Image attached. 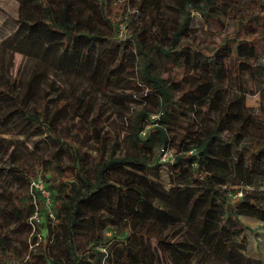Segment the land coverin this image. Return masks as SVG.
I'll return each mask as SVG.
<instances>
[{
  "label": "trees",
  "instance_id": "obj_1",
  "mask_svg": "<svg viewBox=\"0 0 264 264\" xmlns=\"http://www.w3.org/2000/svg\"><path fill=\"white\" fill-rule=\"evenodd\" d=\"M233 2L182 0L179 25L168 36L171 47L153 44L145 48L139 43L144 79L160 99L161 117L151 120L155 125L145 131L149 109L144 107L134 115V129L129 135L132 152L106 157L110 134L103 132L105 125L100 122L104 110L91 106L87 86L75 95L74 108L90 129L79 122L73 133L71 127L59 132L64 141L78 140L72 145L71 163L56 154L22 159L14 145L19 140L0 136V177L7 182L0 190V218L16 219L27 227L26 232L15 228L12 233H4L0 224V264H24L27 253L30 258L26 263L33 264H264L263 259L250 255L249 232L254 231L241 218L249 216L264 223V84L259 88L263 100L257 110L245 104V91L236 96L226 91L229 83H237L247 72L257 76L264 69L260 61L264 44L256 43L258 31L264 27V0H252L254 5L244 17L237 12L233 15L235 28L221 45L210 50L196 49L187 40L191 9L209 16L214 7L228 12ZM129 3L130 0H21L22 7L36 8L41 15H20L14 32L0 40V48L14 39L17 48L22 43L19 35L23 24L32 23L42 33L35 44L43 46L46 35L51 44L54 38L61 40L63 53H68L70 40L84 35L78 28L82 24L93 28L92 23L79 19L88 8L101 25L89 39L123 41L120 27L125 25L127 35L133 37L137 22V11L128 12ZM177 45L179 49L175 50ZM187 49L193 50L192 54ZM3 52L0 125L14 124L20 128L16 132L26 135H56L53 128L59 126L60 116L69 114V103L51 94L55 90L53 83L41 90L39 73L24 82L6 72ZM158 52H177L184 63L166 77L153 75L150 65ZM198 52L206 56L210 79L186 69L185 62L196 61ZM69 55L77 59L79 52L72 50ZM186 73L201 82L185 87L180 99L188 95L194 105L197 101L208 104L213 115L211 121L194 115L197 130L179 131L182 136L177 152L167 161L170 186H166L153 176H160L164 153L177 135H171L175 127L162 123V118L172 114L176 102L172 82L184 85ZM238 84L242 86L240 81ZM88 139L97 154L81 149L80 143ZM38 174L50 191L57 215L52 218L45 213L47 225L55 224L56 230L48 228V236L39 242L41 250L36 253L29 249L38 237L31 231L32 226L39 225L33 215L46 210L45 198L34 187L17 191L13 186L18 180L30 182ZM23 234L27 235L25 239Z\"/></svg>",
  "mask_w": 264,
  "mask_h": 264
},
{
  "label": "rangeland",
  "instance_id": "obj_2",
  "mask_svg": "<svg viewBox=\"0 0 264 264\" xmlns=\"http://www.w3.org/2000/svg\"><path fill=\"white\" fill-rule=\"evenodd\" d=\"M182 0H130L128 12L132 13L137 11V22L133 26L134 36L127 35V27L122 25L120 27L119 36L123 37V41H110L106 39L91 38V33L100 29V22L96 20V14L91 13V9H84L79 17L84 21L92 23L93 28L89 25L82 24L78 28L79 33L84 34L77 40H70L69 51L75 50L79 52L77 59L69 55L70 52L63 53V42L59 39H53L51 44L48 36L43 35V46L35 44L37 38L42 35L37 27H32V23L23 24V29L19 37H22V43L17 44L15 47L16 39L11 40L10 44L0 48L6 58V65L11 75H17L22 81H26L33 73L40 74V89H44L47 83H53L55 90L52 95H59L62 99L69 103V114L60 116L61 121L57 128H53L57 133L41 135H26L24 133L16 132L20 128L14 124L9 127L0 125L1 128H12L11 132L1 131L0 136L8 137L19 142L15 143L22 159L25 157L33 158L46 157L47 155L56 154L57 157L65 160L68 163L72 161V145L78 144V140L62 139L59 134L61 128L71 127V133L78 129V123L84 124L83 118H80L75 112V95L79 94L82 89L87 86L90 93L87 99L92 103L91 106L103 109L104 114L100 119L101 123L105 125V131L110 134V139L107 143L108 158L111 153L115 155L122 154L123 152H132L133 144L130 134L133 132L135 116L138 111L147 107L150 111L149 120L146 122L145 131L155 125L151 120L160 119V99L157 94L147 87L144 74V61L140 54L139 43L145 48L153 44H160L164 48H170L169 35L173 34L179 25L182 11ZM234 5H230L228 12H223L219 8L212 9L210 15H203L195 9H191L192 20L189 25V33L187 40L196 47L205 48L207 50L224 43V37L235 28V21L233 15L239 13L244 17V13L251 8L252 0H234ZM23 9V11H22ZM33 15L26 13L32 11ZM20 15L26 17H38L40 12L36 8H26L21 6V0H0V40L9 34L13 33L17 27V18ZM93 16L92 19L88 17ZM75 19V18H73ZM4 25L5 29L1 30ZM94 29V31H91ZM245 27L242 33L245 31ZM26 32L29 36L26 37ZM122 32V33H121ZM256 36V43L260 46L264 44V27L260 28ZM86 34V36H85ZM41 39V38H40ZM137 39V40H136ZM139 40V41H138ZM47 41V42H46ZM38 43V42H37ZM41 43V42H40ZM179 45H177L176 49ZM264 47V46H263ZM189 54L193 52L187 49ZM264 53V48L261 49ZM262 55V54H261ZM260 55V56H261ZM259 56V57H260ZM198 59V60H197ZM196 61L190 59L186 64V69L194 71L196 75L210 79V67L206 63V56L198 52ZM264 63V55L260 58ZM184 62L179 53L175 52L172 55H165L158 52L150 65V71L156 76H168L169 73L175 71V68L182 65ZM182 74V73H181ZM187 75V73L185 74ZM184 85H173V94L177 96L172 110V114H167L164 120L166 125L175 127L171 135L176 134L173 139L174 144L169 145L166 149L162 161L164 166L161 167L160 176H153L157 181L163 182L166 186H170L169 166L167 161L174 158L177 152L180 136L184 133L194 132L197 130V123L194 121V115L206 118L211 121L213 109H208V104H203L201 101H191L192 98L184 96L180 99L181 92L185 87H194L201 82L190 76H186ZM172 81V80H171ZM240 81V86L238 84ZM171 83V82H170ZM262 83V84H261ZM264 84V69L262 73L254 76L252 73H246L241 78L237 79V83H229L227 94L239 95L242 91L246 92L245 104L248 107L257 110L262 103V95L259 88ZM86 104H84V107ZM169 120V121H168ZM86 130L90 129L89 124L83 125ZM54 127V126H53ZM66 130V128L64 129ZM92 141L95 139L92 138ZM91 140L88 139L86 143H80L81 149L92 155L97 152L91 146ZM8 159V156L5 157ZM3 164L0 163V173H2ZM7 184L5 179L0 177V190L3 185ZM45 185V184H44ZM45 187V186H44ZM31 188V180L16 181L13 186L14 190L24 191ZM264 188V187H263ZM9 189L6 191L8 192ZM44 212V213H43ZM43 212L35 213L34 218L39 220L37 228L32 226L31 231H35L38 235L36 243L29 245V249L33 252L39 253L41 248L39 242L44 240V236H48L46 210ZM49 215V213H48ZM57 214L53 213L52 218ZM244 224L249 226L254 232H249L250 238L253 239L249 245V253L252 256L259 257L264 260V224L263 228L258 225L259 221L249 216H242ZM4 233H12L13 229H19L26 232L27 227L19 220L11 218H0ZM256 232V233H255ZM262 234L258 236V234ZM27 237L23 234V239ZM261 239V240H260ZM20 246V245H19ZM55 252L58 248L54 247ZM30 254L24 256V264H33L28 262Z\"/></svg>",
  "mask_w": 264,
  "mask_h": 264
},
{
  "label": "built area",
  "instance_id": "obj_3",
  "mask_svg": "<svg viewBox=\"0 0 264 264\" xmlns=\"http://www.w3.org/2000/svg\"><path fill=\"white\" fill-rule=\"evenodd\" d=\"M35 188L40 190L45 198V204L49 210V215L53 216V209H52V200L50 196V191L44 187V181L42 177L38 174L36 177L31 179V189ZM34 216V215H33Z\"/></svg>",
  "mask_w": 264,
  "mask_h": 264
},
{
  "label": "crops",
  "instance_id": "obj_4",
  "mask_svg": "<svg viewBox=\"0 0 264 264\" xmlns=\"http://www.w3.org/2000/svg\"><path fill=\"white\" fill-rule=\"evenodd\" d=\"M262 224H264V223H262V222H259V223H258V225H260V226H262V227H263V225H262ZM250 239L252 240V239H253V237H251ZM260 240H261V239H260Z\"/></svg>",
  "mask_w": 264,
  "mask_h": 264
}]
</instances>
